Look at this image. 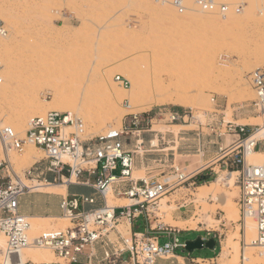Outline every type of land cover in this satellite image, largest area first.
Masks as SVG:
<instances>
[{
  "label": "rangeland",
  "instance_id": "1",
  "mask_svg": "<svg viewBox=\"0 0 264 264\" xmlns=\"http://www.w3.org/2000/svg\"><path fill=\"white\" fill-rule=\"evenodd\" d=\"M156 1L0 0V20L9 38L8 44L0 45V119L5 118L4 121L12 123L22 121L27 126L30 119L41 117L36 114L37 111L53 106V103L47 102L54 99L55 87H66L69 84L74 88V93L81 91L85 83V73L82 75V71L91 60L89 55L93 50L101 51L102 55L98 59L100 64H97H102L100 67H103L102 71L107 75L103 81L96 78V87L103 86L100 92L90 89L88 93L91 109L89 115L83 112L78 115L83 120L85 133L100 136L109 130H118L123 116L129 112L149 116L152 120L149 125L152 133H147L144 139L145 143L152 140L154 146L151 150L154 153L147 157V162H142L140 156H137L134 178H144L147 170L151 173H160L163 169L168 172L167 166L171 164L186 174L206 168L197 175L194 186H180L175 193L161 198L158 211L155 212V224L165 225L164 222L169 217L173 219L174 212L181 206H184L182 211L191 210L194 213L193 216L190 214L191 218L182 221H197L209 215L214 223H219L211 225L207 229L209 233L202 225H197L194 230H201L199 233L203 236L215 234L219 246L216 252L195 251L194 256H213V260L199 261L197 264H218L221 248L235 232L239 233V237L234 239L237 249L229 256L231 262L264 264L259 249H244L245 229L239 222L238 188L232 204L235 215L230 219L218 202L208 199L212 196H207V202L202 203L195 201L192 194L195 187L212 182L219 172L225 171L219 162L208 168L206 165L218 157L219 148L228 146L236 138L229 134L218 138L215 134L221 131L218 123L257 126L261 121L262 115L257 111L241 108L256 99L255 91L249 83L250 73L264 66V15L262 19L258 12L264 6H260L261 9L256 12H247L251 14L245 17L241 7V11L235 15L236 20H224L223 25L215 26L211 22L195 19L200 16L189 18L187 13H179L164 2ZM242 4L244 0H228L232 10ZM210 13L212 19L208 20H213L215 14ZM227 21L232 22L227 24ZM214 28H219V31L212 36ZM185 41L189 43L187 50ZM255 52L259 53L258 57H254ZM67 53L70 55L69 61L66 60L68 57H64ZM206 56L214 57L218 68L229 66L230 69L225 68L221 75L217 71H207ZM69 62H74L77 68L70 78L66 76L69 73L65 69ZM116 76L129 80L128 88L117 83ZM152 81L163 84L164 88L157 92V98L165 100V104L150 105L147 99H142L138 102L127 101L129 108H126L125 100L120 101L115 97L118 96L117 91H127ZM197 90L200 91L194 93ZM179 92L192 98L196 95L194 109L169 103L168 99L174 98ZM169 113L188 117L185 122L171 123ZM5 126H8L7 123ZM13 132L17 135L16 130L13 129ZM129 149L133 150V147ZM166 155L167 158L164 157ZM31 156L35 159H31ZM43 158L42 151L25 145L21 152H14L9 157V162L23 183L31 187L38 183L23 178V172ZM164 160L166 164L159 163ZM201 164L205 165L202 169ZM223 190L228 191L226 187H222ZM111 197L114 201L119 200ZM163 201L170 210L163 212L160 208ZM51 223L52 228L46 231L69 226L67 220H53ZM119 225L128 226L124 222ZM199 233L187 234L180 230L178 241L195 239L200 236ZM110 238L115 239L114 234ZM168 240L163 236L158 242L162 245ZM46 251L51 254L49 262L54 261L52 252L48 249ZM243 253L249 255L248 262L243 261Z\"/></svg>",
  "mask_w": 264,
  "mask_h": 264
},
{
  "label": "built area",
  "instance_id": "2",
  "mask_svg": "<svg viewBox=\"0 0 264 264\" xmlns=\"http://www.w3.org/2000/svg\"><path fill=\"white\" fill-rule=\"evenodd\" d=\"M169 5L179 13L185 11L183 0H170ZM196 5L203 10L217 7L222 15L228 10V0H196ZM235 11H241V6H236ZM3 31L0 20V33ZM248 78L256 99L241 109L264 113V67L251 72ZM116 82L124 88L129 86L120 76H116ZM124 107L129 108L127 102ZM187 117L169 113L168 119L171 123L185 122ZM151 122L146 114L128 113L123 116L118 130L89 136L77 116L51 111L30 119L22 140L10 128L0 129L3 145L16 144L7 152H21L24 145H31L44 154L43 160L23 172V178L40 184L41 177L50 173L54 175V183L89 187L102 201L100 207H91L95 204L94 199L87 196L72 195L62 199L61 216L69 226L31 237L30 224L19 212V201L33 192L23 184L10 163L1 161L0 234L5 238L6 247L1 252L0 264L7 261L14 262L12 264H159L161 260L172 259L176 250L184 249L165 225L155 224V212L163 196L175 193L183 185L194 186L198 171L186 174L171 164L167 166L168 172L163 169L160 173H151L146 168L148 173L144 178L133 177L137 156L147 162V157L154 153L152 140L145 143L144 139L147 133H152ZM217 126L221 130L215 133L218 138L225 134L236 138L228 146L219 148V155L212 164L219 162L225 171L237 173L239 222L243 227L247 218L254 222L256 237L253 244L264 248V164L248 162L251 152L264 153V127L233 122H219ZM159 163L166 164L167 161ZM42 181L50 184L47 180ZM109 193L129 203L111 208L107 205ZM121 222L128 224L129 236L118 230ZM138 224L140 229H135ZM112 234L115 239L110 238ZM163 236L170 240L161 245L158 241ZM28 247L50 250L54 261L21 262L20 252Z\"/></svg>",
  "mask_w": 264,
  "mask_h": 264
},
{
  "label": "bare ground",
  "instance_id": "3",
  "mask_svg": "<svg viewBox=\"0 0 264 264\" xmlns=\"http://www.w3.org/2000/svg\"><path fill=\"white\" fill-rule=\"evenodd\" d=\"M156 2H164L167 6L172 7L171 5H169L170 0H161V1L158 0ZM260 3H264V0H244V4H242V6H241V7H243V9H242L243 17L247 16V14H248L247 12H249V11L256 12L257 9H261L260 6L263 8L264 4L260 5ZM183 5H184V9H185L184 12L187 13L189 18H192L193 16H200L201 18L196 17L195 19H201L203 21H206V23L211 22L215 26L221 25L222 22H224V20H232V21L236 20L234 18H236L235 15L237 12L235 11L234 8H233L234 10H232V8H229L228 5H227L228 10L225 13V15H222L219 12L217 7H215L212 10H209V11L203 10L196 5L195 0H183ZM255 7H256V9H255ZM172 8H174V7H172ZM262 10H259L258 12H259V15L263 19L264 9H262ZM210 11L215 14L213 20H208L209 18H211ZM250 14L251 13H249L248 15H250ZM260 16H259V18H260ZM243 20H245V19H243ZM232 21H227L228 22L227 24H231L230 22H232ZM218 31H219V28H216V29L214 28L212 30V36H214L213 33L216 34ZM0 35H1L0 45L5 46L6 44H8L7 43V41L9 40L8 35L4 31H3V33L1 32ZM196 35L197 34L195 33V36ZM185 44H186L185 49L186 50L189 49V46H187V44L189 45V43H187V41H185ZM68 54L69 53H67V56H64L65 58L68 57L66 59L67 61H69L68 59L70 56ZM82 54H84V53H82ZM258 54H259L258 52H255L254 57H258ZM90 55H89V57L91 60L89 59L90 61H89L88 65L85 66V68L83 67L84 72L82 71V75H83V73H85L84 74L85 77L83 76L85 79L84 80L85 83L81 87V91H79V92L76 91L77 93H74L75 92V90H73L74 88L72 86H69V84L66 87H62V86L55 87L54 88V92H55L54 99L51 102H47L48 104L53 103V106L50 108L41 109V110L37 111L36 114H38L40 116H42V115L44 116V114L47 112L56 111V112H66V113H69L71 115H75L78 117V115H80L81 112H83L84 114L87 115L89 113V111H91L90 103L88 102V100L90 98V96H88V93H89L90 89H92V90L95 89L96 92L97 91L100 92L103 89V86L99 87V88L96 87V82H97L96 78L99 77L103 81V79L105 80L104 77L107 75V73H106V75H104V73L102 71L103 67H100L102 64L100 66L97 64L98 59L102 55L101 51H99L97 49L93 50V53H91ZM71 63L72 62H69L68 67L65 68L68 70L67 72L69 74H67L66 72L65 73H66V76L67 75L69 76V78L72 77L71 74H75L74 72L77 71L76 70L77 68L75 67V63L74 62L72 64ZM81 66H83V65H81ZM218 66H217V62H215L214 57H211V56L207 57L206 56L207 71H209V70H210V72L217 71V74L221 75V73L225 71L224 70L225 68H226V70L230 69L229 66H225L222 69L218 68ZM220 67H223V65ZM222 70H224V71H222ZM79 73L80 72H78V74ZM222 74H224V73H222ZM1 82H2V79L0 78V83ZM162 88H164V87H163V84L161 82L152 81L151 83H149L147 85H140L139 87H136L134 89L129 88V89H127V91L126 90L125 91L124 90H121V91L116 90L117 91L116 93L118 96H115V97L120 101L124 99L125 102H127V101L128 102H138V101H141L142 99H147V102L150 105H162L165 102V100H160L159 97L157 98V96H158L157 92H160ZM104 90H105V88H104ZM199 91L197 90L194 93H197ZM167 92L169 93V91H167ZM174 96H175V94H174ZM195 96H194V98H192V97H189V95H187L184 92H179V94H177L174 98L170 97L169 99L168 98L167 99H168L169 103L172 102L174 105L194 109L195 100H196ZM110 98H111V96H110ZM167 99H166V101H167ZM110 103H111V101H110ZM146 105H147V103H146ZM260 114L262 115V117L260 119L261 120L260 123L257 124V126L264 127V113H260ZM198 118H200V117H198ZM4 119L5 118L0 119V129L5 128V127L10 128L12 131L14 129L17 131V136L19 137L18 139H20V140L24 139L25 133L27 131L26 124H23L22 121H18L15 123L6 122V121H4ZM82 122H83V120H82ZM6 123L8 126H5ZM109 131H111V130H109ZM15 146H16L15 143L11 147H8L7 145L5 146L2 144V142L0 140V148H1L0 149V158H2V160L5 162L10 163L9 157L14 152L12 153V152H7V151L13 150L15 148ZM27 154H29V153H27ZM31 159L34 160L35 158L31 156ZM248 162L250 164H264V153L263 152H261V153L260 152H253L252 153L251 152L248 155ZM212 163L213 162H208L206 165L209 166ZM10 165L13 168L11 163H10ZM204 166H205L204 164H201L200 168H202ZM197 170L192 171V173L196 172ZM236 176H237V173H235V172H232V173L231 172H225V171L219 172L217 177L212 182L203 183V184L195 187V189H194L195 192L192 193L193 198L197 202L199 201V202L205 203V202H207V201H205V198L209 195L212 196V198L209 197L208 199L218 202L221 206L220 208H222L221 210L223 212H225L227 218L229 217V219H230L231 216L235 215V213H234L235 210H233L234 207L232 204H233V198L236 195V188H238L235 186ZM25 186H27V185H25ZM27 187H29V186H27ZM222 187H226L228 189V191H224V190L222 191ZM29 188L31 189V192H39V193L54 192L55 194H60V195H64V196L66 194L65 184H60L59 186H51V185L46 186V185L38 184V185H33ZM111 196L112 195L110 193L107 195V205L109 207L114 208V207H120V206L127 205L125 203V201H127V200L114 201L111 199L112 198ZM163 202H161V205H160V208L163 209V212H165L166 210H170L171 208L167 205V203L166 202L163 203ZM161 209H159V210H161ZM25 218L31 224L29 234L32 237L37 236V234L40 233L41 231H46L47 229H51L52 228L51 222L53 220H57V221L66 220L63 216L41 217V216L25 215ZM215 223H219V222L215 221ZM215 223L210 218L209 215H206V216H204V218L202 217V219L200 218L197 221L196 220L175 221L171 217H169L164 222V224L167 226L179 228L181 230H187V229L188 230H194L197 225H202L204 227V229L207 230L208 228L211 227V225H213ZM244 229H245L244 239H245V247H246L244 249H247L249 251L254 250V249H259L260 250L259 256H260V258H263V260H264V248H259L253 244L255 237H256V230H255L254 222L251 219L247 218L245 220ZM118 230L123 235L129 236V226L119 225ZM233 234H232L233 236L230 235L231 237L227 238L224 247L221 248V252L219 254V261H220L219 263H221V264H233L231 262V259H229V256H231V253L237 249V242H235L234 239L235 238L237 239V237H239V233L235 232ZM5 242L6 241H5L4 236L2 234H0V256H2L1 252L5 251V247H6ZM242 256H243V261L248 262L249 255L245 256V254L243 253ZM20 259H21V262H26L27 260H31L32 262H40V261L41 262L42 261L43 262H49L51 259V254L46 251V248L28 247V248H26L20 252ZM233 259H232V261H233ZM178 260H179V263L183 262L181 258H179ZM199 261H200V259H198L197 262H199ZM236 261H238V260H236ZM12 263H14V262H10V261L6 262V264H12ZM235 264H237V263L235 262Z\"/></svg>",
  "mask_w": 264,
  "mask_h": 264
},
{
  "label": "crops",
  "instance_id": "4",
  "mask_svg": "<svg viewBox=\"0 0 264 264\" xmlns=\"http://www.w3.org/2000/svg\"><path fill=\"white\" fill-rule=\"evenodd\" d=\"M224 147V146H223ZM261 153V152H260ZM199 171V169L197 170ZM196 171V172H197ZM203 171V170H202ZM199 171L198 175L202 172ZM42 180H47L49 185L51 186H59L60 183H54V175L47 173L43 177H41ZM42 180H39L38 182L42 185L49 186L48 184L44 183ZM72 195H83L87 196L89 198H93L95 204L91 207H100L102 205L101 198L97 195L94 194V191L85 186H80V185H69L66 186V194L60 195V194H55L54 192L51 193H39V192H33L30 194H26L20 198L19 201V212L23 216L25 215H30V216H41V217H57L62 215V211L60 209V204L62 202V199H67L68 197H71ZM119 200H124V199H119ZM89 208V206H86ZM182 208H177V210L173 214V219L176 221H182L185 220L186 218H191L190 214L192 216L194 213H192L191 210H186L182 211ZM171 232V236H175L176 238L180 237V230L175 227L171 226H166ZM135 229H140V224L135 226ZM184 232L189 233H199L201 230L196 231V230H182ZM207 233H209L208 230H206ZM200 234V233H199ZM196 238H201L204 242H207L210 239H213L215 241V252L218 250L219 246V241H217V238L215 234H206V236H203L200 234V236ZM195 238V239H196ZM195 239H188V240H195ZM170 240V239H169ZM168 240V241H169ZM187 241V240H186ZM180 243H184V241H180ZM213 251V252H214ZM179 258L182 259V263H179ZM198 259L200 261H207V260H213V256L209 257H200V256H194L193 254H189L186 252L184 249H179L176 250L175 253L173 254V258L170 260H161L159 261V264H192V262H197Z\"/></svg>",
  "mask_w": 264,
  "mask_h": 264
},
{
  "label": "water",
  "instance_id": "5",
  "mask_svg": "<svg viewBox=\"0 0 264 264\" xmlns=\"http://www.w3.org/2000/svg\"><path fill=\"white\" fill-rule=\"evenodd\" d=\"M215 241L213 239L204 242L201 238H196L195 240H187L183 243L184 250L189 254H193L195 251L202 250H215Z\"/></svg>",
  "mask_w": 264,
  "mask_h": 264
},
{
  "label": "trees",
  "instance_id": "6",
  "mask_svg": "<svg viewBox=\"0 0 264 264\" xmlns=\"http://www.w3.org/2000/svg\"><path fill=\"white\" fill-rule=\"evenodd\" d=\"M206 258V257H205Z\"/></svg>",
  "mask_w": 264,
  "mask_h": 264
}]
</instances>
